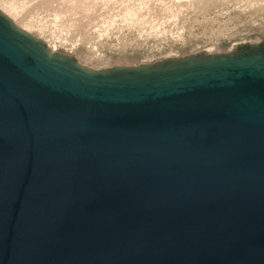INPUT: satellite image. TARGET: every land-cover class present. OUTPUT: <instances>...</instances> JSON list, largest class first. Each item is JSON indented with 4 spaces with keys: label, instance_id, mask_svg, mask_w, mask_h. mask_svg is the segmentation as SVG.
Here are the masks:
<instances>
[{
    "label": "water",
    "instance_id": "95a60500",
    "mask_svg": "<svg viewBox=\"0 0 264 264\" xmlns=\"http://www.w3.org/2000/svg\"><path fill=\"white\" fill-rule=\"evenodd\" d=\"M0 264H264V47L95 70L0 11Z\"/></svg>",
    "mask_w": 264,
    "mask_h": 264
},
{
    "label": "rangeland",
    "instance_id": "374dc122",
    "mask_svg": "<svg viewBox=\"0 0 264 264\" xmlns=\"http://www.w3.org/2000/svg\"><path fill=\"white\" fill-rule=\"evenodd\" d=\"M0 9L95 70L264 47V0H0Z\"/></svg>",
    "mask_w": 264,
    "mask_h": 264
},
{
    "label": "bare ground",
    "instance_id": "6f19581e",
    "mask_svg": "<svg viewBox=\"0 0 264 264\" xmlns=\"http://www.w3.org/2000/svg\"><path fill=\"white\" fill-rule=\"evenodd\" d=\"M0 11L4 14V15H6L9 19H11V21H13V19L11 18V16L9 15V14H7L5 11H3V10H1L0 9ZM13 23L15 24V25H17L14 21H13ZM18 26V25H17ZM19 27V26H18ZM20 29H22L21 27H19ZM23 31H25V32H27V33H29V31H27V30H24V29H22ZM31 34V33H30ZM48 46V48L50 47L49 45H47ZM50 49V48H49ZM51 50V49H50ZM52 51V50H51ZM52 52H55V51H52ZM168 59H172V58H168Z\"/></svg>",
    "mask_w": 264,
    "mask_h": 264
}]
</instances>
